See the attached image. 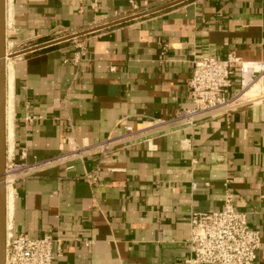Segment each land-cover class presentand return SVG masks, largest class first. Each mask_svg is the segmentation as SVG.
<instances>
[{
    "label": "crops",
    "instance_id": "obj_1",
    "mask_svg": "<svg viewBox=\"0 0 264 264\" xmlns=\"http://www.w3.org/2000/svg\"><path fill=\"white\" fill-rule=\"evenodd\" d=\"M97 1L6 0V154L55 161L14 180L11 205L6 186L7 230L52 236L54 264H191L190 217L230 191L264 264V101L178 119L197 59L264 62V0Z\"/></svg>",
    "mask_w": 264,
    "mask_h": 264
},
{
    "label": "built area",
    "instance_id": "obj_2",
    "mask_svg": "<svg viewBox=\"0 0 264 264\" xmlns=\"http://www.w3.org/2000/svg\"><path fill=\"white\" fill-rule=\"evenodd\" d=\"M91 6L96 9L98 1L92 0ZM11 55L12 52H7L8 57ZM257 86L255 97H247ZM189 87L194 106L183 111L178 119L192 123L203 117L228 116L238 108L264 101V62H246L234 53L226 59L202 57L194 63ZM124 130L123 135L109 137L90 148L88 153L105 157L138 133L129 126ZM146 142L149 149L154 148L151 138ZM77 151L80 149L75 147L72 153ZM53 163L55 161L19 163L7 156L5 177L10 175L12 184L16 178H25ZM88 178L94 180L90 176ZM192 186L196 188V184ZM189 223L188 243L192 254L189 263L255 264L257 251L263 244L261 234L249 227L248 215L236 208L235 195L230 191L225 195L221 210L193 213ZM53 243L50 235L36 239L28 235L15 236L9 228L6 231L5 264H54Z\"/></svg>",
    "mask_w": 264,
    "mask_h": 264
},
{
    "label": "water",
    "instance_id": "obj_3",
    "mask_svg": "<svg viewBox=\"0 0 264 264\" xmlns=\"http://www.w3.org/2000/svg\"><path fill=\"white\" fill-rule=\"evenodd\" d=\"M6 0H0V264L6 259ZM17 55H11L15 58Z\"/></svg>",
    "mask_w": 264,
    "mask_h": 264
},
{
    "label": "bare ground",
    "instance_id": "obj_4",
    "mask_svg": "<svg viewBox=\"0 0 264 264\" xmlns=\"http://www.w3.org/2000/svg\"><path fill=\"white\" fill-rule=\"evenodd\" d=\"M8 53H11L9 50L7 51ZM10 57H7L6 59V63H7V60H9ZM10 67V65H9ZM12 75V74H10ZM6 83H7V80H6ZM258 90V86L255 88V90H252L250 91L248 94H247V97H255L256 95V92ZM7 94V92H6ZM9 107H11V100H9ZM12 125H11V118L9 119V129H8V140L9 142H11L12 140ZM6 144H7V137H6ZM9 156V155H8ZM11 182H12V178L10 175H6L5 177V187L7 186V199L9 201V205H11V201H12V185H11ZM11 186V187H10Z\"/></svg>",
    "mask_w": 264,
    "mask_h": 264
},
{
    "label": "rangeland",
    "instance_id": "obj_5",
    "mask_svg": "<svg viewBox=\"0 0 264 264\" xmlns=\"http://www.w3.org/2000/svg\"><path fill=\"white\" fill-rule=\"evenodd\" d=\"M12 55H15L13 51H12Z\"/></svg>",
    "mask_w": 264,
    "mask_h": 264
}]
</instances>
